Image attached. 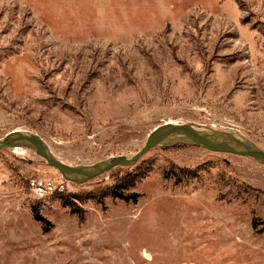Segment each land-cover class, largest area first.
<instances>
[{
  "label": "rangeland",
  "instance_id": "obj_1",
  "mask_svg": "<svg viewBox=\"0 0 264 264\" xmlns=\"http://www.w3.org/2000/svg\"><path fill=\"white\" fill-rule=\"evenodd\" d=\"M165 122L264 151V0H0V138L90 165ZM0 264H264V165L178 144L75 183L0 148Z\"/></svg>",
  "mask_w": 264,
  "mask_h": 264
},
{
  "label": "water",
  "instance_id": "obj_2",
  "mask_svg": "<svg viewBox=\"0 0 264 264\" xmlns=\"http://www.w3.org/2000/svg\"><path fill=\"white\" fill-rule=\"evenodd\" d=\"M199 146L214 152L246 156L264 165V151L254 143L237 134L230 127L199 128L193 123L165 122L156 126L147 135L143 146L131 157L109 156L90 165H68L57 159L47 144L37 134L23 129H14L0 138V148L25 147L35 151L47 164L55 168L65 180L81 183L105 173L115 166L134 164L142 155L156 147L174 145Z\"/></svg>",
  "mask_w": 264,
  "mask_h": 264
},
{
  "label": "built area",
  "instance_id": "obj_3",
  "mask_svg": "<svg viewBox=\"0 0 264 264\" xmlns=\"http://www.w3.org/2000/svg\"><path fill=\"white\" fill-rule=\"evenodd\" d=\"M28 189L35 198H43L52 193L66 192V187L63 183H52L36 179H30L28 181Z\"/></svg>",
  "mask_w": 264,
  "mask_h": 264
},
{
  "label": "trees",
  "instance_id": "obj_4",
  "mask_svg": "<svg viewBox=\"0 0 264 264\" xmlns=\"http://www.w3.org/2000/svg\"><path fill=\"white\" fill-rule=\"evenodd\" d=\"M121 188H122V186L120 187V186H117V187H115L113 190H115L119 195L118 196H120V197H123V198H131V196L130 195H122L120 192H119V189L121 190ZM70 194V192L68 193V192H66L65 194L63 193V194H60V195H69ZM74 206V205H73ZM38 220H40L41 218L40 217H38L37 215H34Z\"/></svg>",
  "mask_w": 264,
  "mask_h": 264
},
{
  "label": "bare ground",
  "instance_id": "obj_5",
  "mask_svg": "<svg viewBox=\"0 0 264 264\" xmlns=\"http://www.w3.org/2000/svg\"><path fill=\"white\" fill-rule=\"evenodd\" d=\"M15 149V148H14ZM14 151V150H13Z\"/></svg>",
  "mask_w": 264,
  "mask_h": 264
}]
</instances>
